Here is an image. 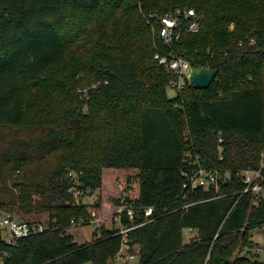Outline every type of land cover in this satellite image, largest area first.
<instances>
[{"label":"trees","instance_id":"1","mask_svg":"<svg viewBox=\"0 0 264 264\" xmlns=\"http://www.w3.org/2000/svg\"><path fill=\"white\" fill-rule=\"evenodd\" d=\"M177 8L202 19L176 47L218 76L170 98L172 77L155 59L168 48L151 15ZM97 81L80 99L78 87ZM262 163L264 0H0V209L50 214L45 232L0 240V264H110L131 254L138 264H264L250 235L264 225V197L253 206L251 193L236 194L246 187L239 172ZM198 165L220 172L219 190L186 187L183 170ZM70 171L97 203L77 204ZM128 171L139 189L127 200L156 218L128 233L126 249L106 229L122 197L110 204L103 190L105 173ZM93 213L101 235L80 245L69 229ZM186 229L197 231L189 242Z\"/></svg>","mask_w":264,"mask_h":264},{"label":"built area","instance_id":"2","mask_svg":"<svg viewBox=\"0 0 264 264\" xmlns=\"http://www.w3.org/2000/svg\"><path fill=\"white\" fill-rule=\"evenodd\" d=\"M151 18L160 24L161 42L164 47L168 48V52L158 50L155 54V59L165 71L171 75L172 79L169 83V88L175 90L177 95L178 93H181L189 83H191V75L198 69L194 68L191 60L187 57L186 52L177 48L176 44L180 42L184 30L190 33L199 31L202 16L194 8H177L163 15L153 14L151 15ZM97 86L98 83L94 84L93 87L89 89H81L79 92L81 98L88 100L91 96V91ZM219 140L221 142L222 138L220 137ZM221 159H223V156H221ZM263 167L264 163H262V168ZM262 168H247L239 172L246 187L236 194L242 197L246 193H251L253 196V206H258L260 200L264 197V174ZM182 174L189 180V182L186 183V187H191L192 190L199 187L209 189L212 186H215V189L219 190L220 172L217 170H207L201 165H198L194 173L191 174L189 169H184ZM68 176L74 180L76 179V185L72 187L71 191L76 197L77 204H84L83 200L81 202L80 199L84 193L78 187L80 182L78 180L77 172L70 171ZM227 176L229 177V173H227ZM93 217L94 218L90 220L89 224H95L96 228L102 229V219L96 218L95 213H93ZM125 217L131 222V225H128L123 221ZM142 217L145 218L143 221L135 223ZM155 218L154 207L137 206L133 202L128 201L125 197H122L113 218L107 222H111L112 225L109 229L115 227V229L118 230V234L123 236V246L128 249V233L134 228L154 221ZM81 223L84 224V222ZM76 225L81 224L76 223ZM47 229L48 226L46 227L41 222L22 221L9 215L0 220V240L12 244L18 239L43 233ZM4 232L6 233V236L1 234ZM262 244L263 241L261 243L255 242V250L258 254L264 252ZM128 257L130 260L138 258L135 254H131Z\"/></svg>","mask_w":264,"mask_h":264},{"label":"rangeland","instance_id":"3","mask_svg":"<svg viewBox=\"0 0 264 264\" xmlns=\"http://www.w3.org/2000/svg\"><path fill=\"white\" fill-rule=\"evenodd\" d=\"M155 29V28H153ZM76 48V46H75ZM97 82H93L91 84H88L86 86H79L77 89V93L78 96L81 98L80 96V90L81 89H89L91 87H93L94 84H97ZM168 96L170 98H174L176 96V92L175 90H173L172 88H168ZM86 100V99H83ZM87 101V100H86ZM105 188L103 190V193L105 194L104 197L107 198V196H109V201L110 204H112L115 199H117L118 197H125L126 199L129 198V195L132 196H136L137 191H138V181H137V176H136V171H128L126 172V174H124L122 179H117V175L115 174H109V173H105ZM116 177H115V176ZM113 179H110L112 178ZM100 194L95 193L93 195H83L80 199L81 202L83 200L84 204H90L93 205L94 203H97L99 201ZM102 204H104V201L102 202ZM104 206V205H103ZM110 208H107L106 211L109 212ZM12 216L13 218H16L18 220H22V221H37V222H41L43 223L46 227L49 226V222H50V214L47 212H42V213H33V214H26L24 211L18 210V208H14L13 210L8 209V208H2L0 209V220L3 217L6 216ZM81 225H73L70 229L69 232L74 235L75 237V241L77 243H79L80 245L86 244L88 242H93L94 240L98 239L101 235L100 233V229L96 228L95 224H86L84 225L83 223H78ZM111 222H107L106 223V229L111 228ZM4 236H6V233H1ZM197 235V231L196 230H192V229H186L185 230V241L189 242L193 237H195ZM251 235V240L255 243H261L263 241L262 246L264 247V225L252 230L250 232ZM256 247L254 249L251 250L252 254H256L255 257L259 260H264V252L258 254L257 251L255 250ZM249 249L244 248L243 251L241 252V255H245L248 254ZM138 259L135 260H130L129 257L125 256H118L115 260H111L110 264H138ZM85 264H94L92 262H88Z\"/></svg>","mask_w":264,"mask_h":264},{"label":"water","instance_id":"4","mask_svg":"<svg viewBox=\"0 0 264 264\" xmlns=\"http://www.w3.org/2000/svg\"><path fill=\"white\" fill-rule=\"evenodd\" d=\"M217 76L216 69L200 68L191 75V84L197 89H208Z\"/></svg>","mask_w":264,"mask_h":264}]
</instances>
